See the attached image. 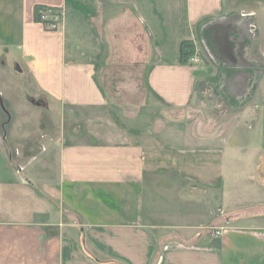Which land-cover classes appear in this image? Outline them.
<instances>
[{
  "label": "crops",
  "instance_id": "0c3cea01",
  "mask_svg": "<svg viewBox=\"0 0 264 264\" xmlns=\"http://www.w3.org/2000/svg\"><path fill=\"white\" fill-rule=\"evenodd\" d=\"M0 264H264V0H0Z\"/></svg>",
  "mask_w": 264,
  "mask_h": 264
},
{
  "label": "rangeland",
  "instance_id": "374dc122",
  "mask_svg": "<svg viewBox=\"0 0 264 264\" xmlns=\"http://www.w3.org/2000/svg\"><path fill=\"white\" fill-rule=\"evenodd\" d=\"M39 16L41 17V12H39ZM198 59H199V56H197V50H196L195 56H193L189 60V62L191 63L193 61H197ZM209 93H208V95H203V96L201 95V100L197 102V106L200 108V113H199V115H197V117L202 118L204 120L203 122H205V123H208V120H209L208 117H209V113H210L209 111L210 110L212 111V109L214 108L212 106V102L216 101L215 100L216 98L211 96V94H209ZM218 120H219V118H218ZM236 120L237 119L235 117H232V118H228V119L224 120V122H225L226 125L229 122H233V124H235ZM224 132H225V129H224ZM224 134H226V133H222V135H224ZM237 135H238V133H236L234 135L235 138H236ZM235 138H234V140H235ZM39 151H41V150L39 149ZM43 151H41L40 153H42ZM247 156H253V155L251 153H249V154H247ZM11 166H12V164H11Z\"/></svg>",
  "mask_w": 264,
  "mask_h": 264
},
{
  "label": "trees",
  "instance_id": "16d2710c",
  "mask_svg": "<svg viewBox=\"0 0 264 264\" xmlns=\"http://www.w3.org/2000/svg\"><path fill=\"white\" fill-rule=\"evenodd\" d=\"M41 11H49L54 13L53 10H48L46 8H43L41 6H36L34 9V20L37 23H40V16H39V12ZM43 23V22H41ZM43 25L45 26H49L50 24H48L47 22H44ZM196 46L194 44V42L192 41H185L181 44L180 46V62L182 65H188L189 64V60L195 56L196 53Z\"/></svg>",
  "mask_w": 264,
  "mask_h": 264
},
{
  "label": "built area",
  "instance_id": "2783aa9c",
  "mask_svg": "<svg viewBox=\"0 0 264 264\" xmlns=\"http://www.w3.org/2000/svg\"><path fill=\"white\" fill-rule=\"evenodd\" d=\"M48 15H52L54 16L55 18L53 19L54 23L51 24V28H55L57 26L56 22L58 21V18L52 13V12H49V11H41V17H40V23L41 22H45L46 20H48L49 16ZM242 17H253V13H246V12H243L241 14ZM254 30V26H251V31Z\"/></svg>",
  "mask_w": 264,
  "mask_h": 264
}]
</instances>
